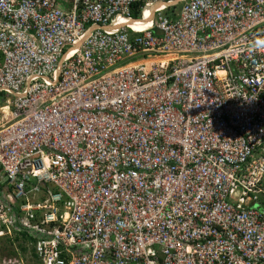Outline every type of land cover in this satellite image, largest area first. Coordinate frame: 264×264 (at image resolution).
Returning <instances> with one entry per match:
<instances>
[{"label": "built area", "instance_id": "obj_1", "mask_svg": "<svg viewBox=\"0 0 264 264\" xmlns=\"http://www.w3.org/2000/svg\"><path fill=\"white\" fill-rule=\"evenodd\" d=\"M1 242L264 264V0H0Z\"/></svg>", "mask_w": 264, "mask_h": 264}, {"label": "clouds", "instance_id": "obj_2", "mask_svg": "<svg viewBox=\"0 0 264 264\" xmlns=\"http://www.w3.org/2000/svg\"><path fill=\"white\" fill-rule=\"evenodd\" d=\"M3 244L8 246V249H7V251L4 254H6V253H8V254H15V248H19L20 247V244H17V243H13L12 244L11 242H1L0 243V247Z\"/></svg>", "mask_w": 264, "mask_h": 264}, {"label": "bare ground", "instance_id": "obj_3", "mask_svg": "<svg viewBox=\"0 0 264 264\" xmlns=\"http://www.w3.org/2000/svg\"><path fill=\"white\" fill-rule=\"evenodd\" d=\"M147 22V18H145L144 21H139V23L130 22L129 24L132 25L135 29H141V27L144 26V24H146Z\"/></svg>", "mask_w": 264, "mask_h": 264}, {"label": "rangeland", "instance_id": "obj_4", "mask_svg": "<svg viewBox=\"0 0 264 264\" xmlns=\"http://www.w3.org/2000/svg\"><path fill=\"white\" fill-rule=\"evenodd\" d=\"M135 58H138V56ZM7 249H8V246L4 245V244L0 247V258H1V255H4V253L7 251Z\"/></svg>", "mask_w": 264, "mask_h": 264}, {"label": "trees", "instance_id": "obj_5", "mask_svg": "<svg viewBox=\"0 0 264 264\" xmlns=\"http://www.w3.org/2000/svg\"><path fill=\"white\" fill-rule=\"evenodd\" d=\"M133 16H134V17L137 16V12H134V13H133ZM22 249H23V248H22ZM2 257H3V255H1V258H2ZM1 258H0V259H1Z\"/></svg>", "mask_w": 264, "mask_h": 264}]
</instances>
